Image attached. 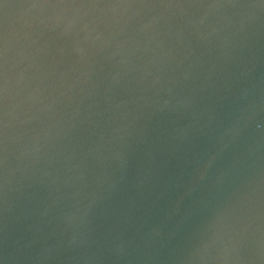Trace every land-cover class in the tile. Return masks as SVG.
I'll return each mask as SVG.
<instances>
[{"label": "water", "instance_id": "water-1", "mask_svg": "<svg viewBox=\"0 0 264 264\" xmlns=\"http://www.w3.org/2000/svg\"><path fill=\"white\" fill-rule=\"evenodd\" d=\"M0 264H264V0H0Z\"/></svg>", "mask_w": 264, "mask_h": 264}]
</instances>
